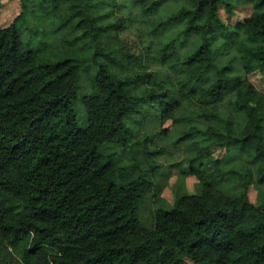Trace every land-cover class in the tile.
Returning <instances> with one entry per match:
<instances>
[{"label": "trees", "instance_id": "16d2710c", "mask_svg": "<svg viewBox=\"0 0 264 264\" xmlns=\"http://www.w3.org/2000/svg\"><path fill=\"white\" fill-rule=\"evenodd\" d=\"M169 1L122 0L156 34L179 28L163 43V60L199 38L174 60L180 66L169 61L185 91L176 99L170 81L153 85L140 72L150 46L135 45L139 55L113 49L132 24L117 15L118 0H22L14 22L0 25V264H264V200L249 195L253 185L264 189V92L248 78L264 72V0H184L161 17ZM236 5L253 13L231 28L221 10L233 15ZM227 34L235 56L221 65L214 43ZM239 60L242 76L233 74ZM192 100L208 125H191L176 143L190 144L182 174L199 189L157 208L145 227L140 207L154 183L139 176L118 184L142 163L120 167L107 149L129 146L135 112L149 106L165 125ZM225 101L243 115L242 127L222 116ZM224 149L245 161L214 156Z\"/></svg>", "mask_w": 264, "mask_h": 264}, {"label": "rangeland", "instance_id": "374dc122", "mask_svg": "<svg viewBox=\"0 0 264 264\" xmlns=\"http://www.w3.org/2000/svg\"><path fill=\"white\" fill-rule=\"evenodd\" d=\"M122 0H118L120 4ZM124 5V6H123ZM130 2L123 3L116 8L118 16L126 15L132 18L131 26L122 33L121 38L114 41L113 49H118L120 46L124 48H131V50L139 55L141 52L135 50V45L151 48L150 56L152 61L146 65V68L141 70V73H151L153 85L163 84L165 81H170L172 85L169 87V97L179 98L185 91L179 86L177 77L178 74L169 66L170 63L177 64L174 61L179 56L181 58L187 57L195 45L199 42V38H191L186 41L183 47L179 48L176 53L171 54L167 60H163L162 46L169 37H172L176 30L168 31L167 37L162 34H156L148 27L138 25L134 16H130ZM185 6L184 0H170L160 11L161 17H166L172 12H175ZM134 11V10H133ZM22 12V0H2V8L0 9V25L3 28L9 27L14 20ZM68 11L63 6L62 13ZM253 13L252 6H239L233 8V15H228L225 8L221 10V17L226 24L231 25V28H236L238 24L248 19ZM61 14V12H60ZM55 21V20H54ZM53 22V21H52ZM54 25V24H53ZM52 26L54 28L55 26ZM28 35L23 36L27 40ZM229 35H221L214 43V49L218 54L217 62L224 65L226 61L235 56L233 50L227 51L225 43L229 41ZM35 45V44H34ZM50 60L52 62L58 61V52L49 51ZM84 56L88 52L84 51ZM180 63L177 64V66ZM234 75L242 76L243 69L240 60L235 62ZM254 87L261 92H264V72H256L248 76ZM165 88H159L158 92L164 91ZM76 111L78 114V121L80 126L86 125V118L82 113V106L76 103ZM146 108V115L139 111L133 114V119L130 125L133 128L134 138L130 141L129 146L124 147H109L107 155L120 167L132 165L137 162L142 163L141 168L135 170L133 173L118 181V184H124L133 181L139 176H145L153 183V191L149 193L145 201L140 207L141 224L145 227L153 225L154 211L159 208L171 209L176 200L186 194H193L198 191V180L193 176H185L182 174L184 169H187V159L193 155L190 144L176 143L183 132L189 130L191 125H197L200 128H205L208 123L205 120H200V114L203 112L199 109L194 101H185L182 108L176 112V120H170L165 125L160 123L156 117V110ZM145 110V109H144ZM220 112L223 117L229 114L235 116V120L241 127L244 124L243 115L234 111L230 101H225L220 107ZM141 121L142 124H138ZM165 131V132H164ZM106 154V153H105ZM216 158H222L229 163V165H239L245 161L243 156L236 150H218L214 153ZM250 199L254 203H259L264 200V189L258 185H253L249 191Z\"/></svg>", "mask_w": 264, "mask_h": 264}]
</instances>
